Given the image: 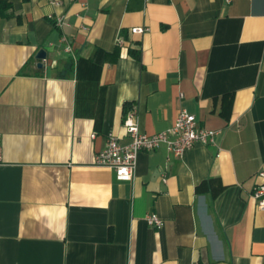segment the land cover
Wrapping results in <instances>:
<instances>
[{"label": "crops", "instance_id": "0c3cea01", "mask_svg": "<svg viewBox=\"0 0 264 264\" xmlns=\"http://www.w3.org/2000/svg\"><path fill=\"white\" fill-rule=\"evenodd\" d=\"M0 2V264H264V0ZM183 109L214 144L93 165Z\"/></svg>", "mask_w": 264, "mask_h": 264}, {"label": "built area", "instance_id": "2783aa9c", "mask_svg": "<svg viewBox=\"0 0 264 264\" xmlns=\"http://www.w3.org/2000/svg\"><path fill=\"white\" fill-rule=\"evenodd\" d=\"M53 3L57 5L56 2ZM50 19L58 29L64 24L62 17ZM147 31L148 29L143 27H133L130 30L132 34H144ZM123 125L130 142L121 145L114 135L109 134L105 148L93 159L94 166L111 169L116 180L120 182L133 180L140 152H151L164 145L172 154L180 157L196 144L204 146L214 144L217 134L199 126L196 118L184 109L179 111L170 129L152 136L141 132L138 124L134 121L133 111L127 114ZM258 176L264 179V172L258 173ZM251 198L254 200L257 210L264 211V182L254 187ZM145 221L154 229H161L163 226V221L156 214H148Z\"/></svg>", "mask_w": 264, "mask_h": 264}, {"label": "water", "instance_id": "95a60500", "mask_svg": "<svg viewBox=\"0 0 264 264\" xmlns=\"http://www.w3.org/2000/svg\"><path fill=\"white\" fill-rule=\"evenodd\" d=\"M36 60L37 61H39V62H41V63H38V67L39 68H42L43 67V61L46 59V53H45V51H43V50H40L38 53H37V55H36Z\"/></svg>", "mask_w": 264, "mask_h": 264}, {"label": "trees", "instance_id": "16d2710c", "mask_svg": "<svg viewBox=\"0 0 264 264\" xmlns=\"http://www.w3.org/2000/svg\"><path fill=\"white\" fill-rule=\"evenodd\" d=\"M2 6H3V3L0 2V8H1ZM132 55H133L134 57H137V54L135 55L134 53H132ZM115 56H116V53L113 54V57H114L113 59H115Z\"/></svg>", "mask_w": 264, "mask_h": 264}]
</instances>
